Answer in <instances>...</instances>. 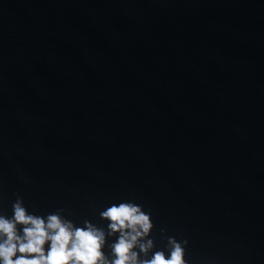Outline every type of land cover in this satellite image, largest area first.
Returning <instances> with one entry per match:
<instances>
[{
	"label": "water",
	"instance_id": "95a60500",
	"mask_svg": "<svg viewBox=\"0 0 264 264\" xmlns=\"http://www.w3.org/2000/svg\"><path fill=\"white\" fill-rule=\"evenodd\" d=\"M17 193L264 264V0H0V212Z\"/></svg>",
	"mask_w": 264,
	"mask_h": 264
},
{
	"label": "clouds",
	"instance_id": "9594fccd",
	"mask_svg": "<svg viewBox=\"0 0 264 264\" xmlns=\"http://www.w3.org/2000/svg\"><path fill=\"white\" fill-rule=\"evenodd\" d=\"M63 211H30L17 193L11 212H0V264H189L187 238L168 236L165 249L154 250V222L140 203H112L100 212L103 227Z\"/></svg>",
	"mask_w": 264,
	"mask_h": 264
}]
</instances>
